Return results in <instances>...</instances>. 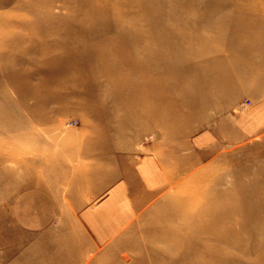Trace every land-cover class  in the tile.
Wrapping results in <instances>:
<instances>
[{"label":"rangeland","instance_id":"obj_1","mask_svg":"<svg viewBox=\"0 0 264 264\" xmlns=\"http://www.w3.org/2000/svg\"><path fill=\"white\" fill-rule=\"evenodd\" d=\"M258 107L264 0H0V264H264ZM229 113L246 118L239 140L195 141ZM96 117L127 127L166 171L101 245L50 173ZM42 186L58 216L16 221V200Z\"/></svg>","mask_w":264,"mask_h":264},{"label":"crops","instance_id":"obj_2","mask_svg":"<svg viewBox=\"0 0 264 264\" xmlns=\"http://www.w3.org/2000/svg\"><path fill=\"white\" fill-rule=\"evenodd\" d=\"M250 113V123L262 127L264 108ZM244 123L246 118L223 114L214 130L202 132L195 141L209 142L212 137L239 140ZM122 128L101 117L80 124L79 135L64 144V150L57 154L56 169L50 171L57 184H64L65 205L98 245L132 223L151 204L166 179L165 160L153 151L139 153L136 136ZM21 201L18 205L16 200L13 212L15 220L24 224L47 226L61 207L58 193L44 186L26 193Z\"/></svg>","mask_w":264,"mask_h":264},{"label":"built area","instance_id":"obj_3","mask_svg":"<svg viewBox=\"0 0 264 264\" xmlns=\"http://www.w3.org/2000/svg\"><path fill=\"white\" fill-rule=\"evenodd\" d=\"M250 104H251V101H250V100H246V101H244V102L242 103L241 108H242V109H245L246 107L250 106ZM76 123H77V121H74V122H72V123H70V124H76Z\"/></svg>","mask_w":264,"mask_h":264},{"label":"bare ground","instance_id":"obj_4","mask_svg":"<svg viewBox=\"0 0 264 264\" xmlns=\"http://www.w3.org/2000/svg\"><path fill=\"white\" fill-rule=\"evenodd\" d=\"M239 7V6H238Z\"/></svg>","mask_w":264,"mask_h":264}]
</instances>
